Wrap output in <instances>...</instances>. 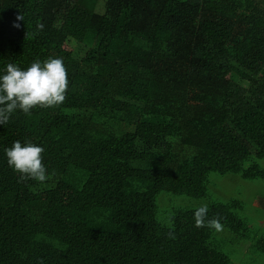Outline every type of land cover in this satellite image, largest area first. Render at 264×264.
Wrapping results in <instances>:
<instances>
[{"label": "trees", "instance_id": "obj_1", "mask_svg": "<svg viewBox=\"0 0 264 264\" xmlns=\"http://www.w3.org/2000/svg\"><path fill=\"white\" fill-rule=\"evenodd\" d=\"M49 56L64 101L0 125V264H264L240 199L208 203L219 231L195 207L156 218L159 193L204 197L212 172L264 178V0H0V68ZM17 139L43 146L46 181L7 164Z\"/></svg>", "mask_w": 264, "mask_h": 264}, {"label": "clouds", "instance_id": "obj_2", "mask_svg": "<svg viewBox=\"0 0 264 264\" xmlns=\"http://www.w3.org/2000/svg\"><path fill=\"white\" fill-rule=\"evenodd\" d=\"M22 15L13 20V27H20L18 21ZM37 29L43 24L36 23ZM65 64L61 57L49 56L46 59H34L26 67L8 62L0 68V125L6 124L17 110L28 113L33 107H53L60 105L68 87ZM7 164L16 172L19 179H32L44 182L49 178L41 153L42 145L31 141L14 140L4 149ZM208 204L200 203L193 210V221L196 227L207 226L219 231L221 222L208 218ZM172 235V233H169Z\"/></svg>", "mask_w": 264, "mask_h": 264}, {"label": "rangeland", "instance_id": "obj_3", "mask_svg": "<svg viewBox=\"0 0 264 264\" xmlns=\"http://www.w3.org/2000/svg\"><path fill=\"white\" fill-rule=\"evenodd\" d=\"M91 45V38L87 37L82 44L74 45L73 48L80 56L83 50ZM264 165V160L259 161ZM207 195L200 198H194L183 194H172L162 191L156 198V218L158 221L168 224L169 215L173 208H193L200 203H209L212 201H227L230 198H237L242 201V208L239 213L247 218V220L255 228L257 224L264 225V178L244 179L238 173L220 174L216 172L210 173L208 177ZM258 231L263 232L264 227ZM227 239V238H226ZM226 250L229 251L235 248V253L231 254L235 259H240V254H246L245 247L247 241L239 244V247L234 241L227 239ZM243 245V254L242 247Z\"/></svg>", "mask_w": 264, "mask_h": 264}]
</instances>
